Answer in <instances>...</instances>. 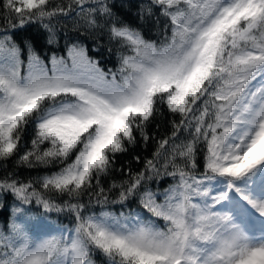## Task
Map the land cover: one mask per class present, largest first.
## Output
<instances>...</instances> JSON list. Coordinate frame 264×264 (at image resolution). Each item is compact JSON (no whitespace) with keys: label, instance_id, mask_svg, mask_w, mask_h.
<instances>
[{"label":"snow or ice","instance_id":"6c2138e0","mask_svg":"<svg viewBox=\"0 0 264 264\" xmlns=\"http://www.w3.org/2000/svg\"><path fill=\"white\" fill-rule=\"evenodd\" d=\"M114 7V0H0V161L63 165L37 178L44 192L12 173L0 179V192L19 202L8 231L0 230V264H97V255L103 264H264V0H148L137 16L157 27L164 18L159 43L123 22ZM70 12L86 30L107 27L126 50L117 72L102 70L82 44L71 45L67 59L53 55L49 67L31 40L23 47L16 41L17 30L39 22L52 44L46 21ZM159 105L180 117L171 137L158 142L143 170H129L111 188L119 190L113 203L138 196L165 226L132 211L86 215L81 198L96 188L97 203L108 202L101 177L116 154L136 144L134 131L149 140ZM30 124L32 148L20 155ZM181 130L190 139L177 143ZM201 143L204 170L197 175ZM163 176L176 182L162 202L160 193L140 191ZM45 193L68 199L57 203ZM33 200L46 212L73 214L72 235H30L23 206Z\"/></svg>","mask_w":264,"mask_h":264},{"label":"trees","instance_id":"16d2710c","mask_svg":"<svg viewBox=\"0 0 264 264\" xmlns=\"http://www.w3.org/2000/svg\"><path fill=\"white\" fill-rule=\"evenodd\" d=\"M68 0H53V3H60L66 5ZM112 2V0H110ZM114 11L118 17L125 23L130 24L135 28H139L147 40L157 41L158 43L163 40V23L164 18H161V25L159 27L154 24H142L137 16V12L141 3H148V0H114ZM126 6L121 7V4ZM2 10V9H0ZM50 27L55 33V40L52 44L47 42L49 32L39 23L35 22L28 25L23 30H17L15 39L23 47V41L25 39L31 40L32 47L36 54L51 67V57H64L67 59L68 48L73 44H82L86 50L88 56L98 62V66L105 72H117L121 66V54L126 50L121 49L120 45L115 40H110L108 29L105 27L102 31L93 32L86 30L83 26V21L76 15L75 12H70L68 15H59L54 17L50 22ZM3 22H0V28H2ZM170 35V32H169ZM27 50L24 51L22 59L25 64L27 63ZM162 114H158L147 126V133L149 140L145 142L138 133L137 142L133 146H128V151L124 153H118L115 157V163L112 166V170L109 175L101 177L100 186L105 189L104 196L108 197L107 203H97V193L99 189L94 188L91 196L84 195L81 198V202L88 206L87 214L99 215L102 212H112L119 215L123 212L127 215L130 211L139 213L144 219H153L156 221L157 226L163 228L165 226L164 221L151 216L147 210L143 209L140 204L138 196H134L126 201L124 204L113 203L119 194V190L111 188L113 182L119 184L121 181L129 178L128 172L132 173L140 172L144 169L145 161L153 158V153L156 152L158 142L166 137H171L173 131L172 121L175 120L179 123L180 117L178 114H172L168 111L166 105H159ZM36 128L34 124L28 125L22 135L19 146V154L23 155L24 152L32 148L31 141L35 138ZM190 139L187 132L181 130L177 143ZM49 145H41L42 148H46ZM205 145L203 143L198 145L197 152V175L204 170V155ZM139 157V162L135 159ZM12 159L3 162L0 161V179L8 176L9 173L14 174V177L22 182L33 181L34 186L38 191L44 192L39 183H36L38 177L49 175L59 170L63 165L50 164L48 166L37 164L34 167H27L24 165L18 166L16 159ZM74 159V155L71 157ZM71 162V160H69ZM162 162V161H161ZM171 171V168H169ZM176 181L170 176H163L162 178L154 177L151 180H147L142 186L140 191L149 189L153 192H158L157 200L162 202L163 192L170 185ZM95 183V181L93 182ZM111 189V190H109ZM56 200L57 203H63L68 199L65 195L63 197L58 196L55 193H45ZM102 196L100 199L102 200ZM0 230L8 231V225L14 218L13 208L19 205V202L10 192H0ZM27 215L24 217L27 220V230L34 238H44L51 235H61L66 237L72 235V230L76 226L75 216L67 211L64 212H46L42 206L37 205L35 201L29 205H24ZM97 264H103L102 257L97 255L95 257Z\"/></svg>","mask_w":264,"mask_h":264},{"label":"rangeland","instance_id":"374dc122","mask_svg":"<svg viewBox=\"0 0 264 264\" xmlns=\"http://www.w3.org/2000/svg\"><path fill=\"white\" fill-rule=\"evenodd\" d=\"M257 191H259V189H257ZM217 209H220V206L219 205H217ZM222 210V209H221Z\"/></svg>","mask_w":264,"mask_h":264}]
</instances>
